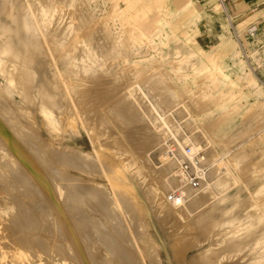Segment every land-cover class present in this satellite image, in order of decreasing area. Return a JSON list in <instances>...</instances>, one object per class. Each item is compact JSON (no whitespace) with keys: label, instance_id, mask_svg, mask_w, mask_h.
Segmentation results:
<instances>
[{"label":"rangeland","instance_id":"1","mask_svg":"<svg viewBox=\"0 0 264 264\" xmlns=\"http://www.w3.org/2000/svg\"><path fill=\"white\" fill-rule=\"evenodd\" d=\"M12 1L17 8L16 13L19 14L20 17L23 16L20 21L24 22V26L27 27L29 31L35 25V21V23H38L40 26V32L38 31V33L46 34L49 38H53V36L55 38L58 37L61 41H65L68 37H71V35H80L85 28L87 29L86 32L88 35L82 37V39L84 38V41H86L83 42V40L80 39V45L77 44L72 48V50H74V48L75 50H71L73 53L76 52L74 54L78 58H76L73 53H70L73 57L79 59L77 61H80L81 58V64H86L87 75H89L91 79L93 78L92 81L97 82L98 85L99 82L103 81V85L101 84L100 87L97 86L94 91H92V94L100 93L104 95L103 92L106 89V94H110L109 92H111L113 95L114 91L117 90L118 92L115 91L116 96L120 95V101L128 103L127 105L129 106H126L128 109H125L126 107L124 108L121 104L118 105L119 108L115 106L114 104L117 102V97L115 98L116 102L113 100V102L107 105L112 114L117 112V115L114 114V116H116L115 118L118 121L113 118V116H106L107 118L105 117L101 122H97L96 125L99 126L97 128L100 129V135L97 136L99 140H102L103 143L110 142L109 145L107 143L106 145L111 146V143L112 145L114 143V136L119 138L122 136L123 138L121 139L126 137L125 139L128 140L127 143L129 144H127V146L132 147L130 148L132 149L133 157H142V160L149 165V168L157 172L163 170V165L170 159L168 151L171 147L169 145L177 147V143L181 145L189 144L195 150H205V158L210 167L205 187L202 190L194 192V195L191 194L186 198L187 200L185 199V201L180 202L174 207L178 210L181 209L182 212L184 211L185 216L190 219L186 222L188 224L191 223L192 226L190 225V228H192L194 233L196 231L195 234L191 232L192 236L194 235L193 238H197V235L199 233L201 234V236L199 235L201 238H197L200 245L198 244V246H195V248L187 252V260L201 253L208 254V252L213 249L221 248L222 252L219 256L220 262L226 264H264V195L259 196L260 192H258V189L262 190V186L264 188V106L257 109L259 115L256 118L251 115L244 117L248 108L252 109L255 106H253L255 101L264 102V10H262L264 9V5L260 6L258 8L259 10H255L254 16L250 17L244 24H239L236 28H232L231 20L225 13L220 0ZM3 5L4 1L0 0V9ZM53 5L57 6L53 7ZM29 6L31 8L33 7L32 9L36 12H34L36 20L34 15L31 16ZM41 8L45 9L41 10ZM57 8L60 10L63 8L61 11H58L61 13L57 14ZM45 10L50 11L44 14L43 12H45ZM39 11L43 13L41 14L42 16L39 14ZM69 11L71 12L69 13ZM67 12L68 14H65ZM52 13H55L54 15L56 16L54 17ZM105 14L113 15V18L111 17L112 19L108 22L109 25L106 24L110 28L109 34L104 32L106 31L103 29L104 27L99 26L97 23V20L106 16ZM37 15L46 19V21L44 20L45 22L43 23V18L40 20ZM48 15L51 20L48 18ZM24 16H26V19H24ZM60 18L64 19L60 20ZM1 19L3 22L6 21L5 17H1ZM75 19L78 21L76 22ZM70 21H72L71 24L74 23L71 25L69 23ZM259 21L263 22L257 26L256 24ZM75 24L76 27L73 28ZM248 24L252 25L246 26ZM42 26H45V28H42ZM84 26L85 28H83ZM70 27L73 29L70 30ZM251 27L254 28L253 33L249 32ZM68 29L69 31H67ZM66 34L68 36H66ZM25 35L28 36L27 34ZM29 36L36 38L33 32ZM64 38L65 40H63ZM119 38L123 40L121 41ZM85 43H88V47L84 45ZM127 45L129 47H127ZM80 46L84 47L80 48ZM83 49H85V51ZM132 50L136 55H131ZM85 52L87 54H85ZM18 54L17 52L14 56ZM83 55H85L84 59L82 58ZM73 57L70 56V59H73ZM86 57L87 59L85 60ZM76 59H74V61ZM44 60H47V58H44ZM85 61H88V63ZM176 61L182 62L179 66L181 67L179 70L173 67V63ZM71 62H73V60H71ZM65 64V58H61L59 67L62 71L64 70V72H67L66 69L68 67ZM54 71L51 64H48L44 68V72L48 76ZM156 71L159 73L168 72V76L171 80L170 85H172L170 87V93H164V95L162 91L155 90V88L153 89L154 85L150 80L154 74L157 73ZM209 72L213 73V78L211 76V78L206 77L209 76ZM250 73L255 80H249L251 77L249 76ZM189 74H194V77L190 76L188 78ZM40 75L41 74H37V78L34 80L35 83L42 80V76ZM78 75L75 78H79ZM99 75L102 77H99ZM134 77H137V79ZM196 77L197 80L194 82ZM99 79L102 81H99ZM197 81L200 82L198 83ZM3 84L4 81L0 77V86L2 87ZM203 86L207 87L202 89ZM112 87L114 90L111 89ZM97 88L99 90H97ZM197 96H202V100L204 101L209 99L212 101L210 102L209 100L204 108L198 109L195 102ZM10 100V106L14 107L15 105V109L17 111L19 110V114L23 113L22 109L19 108L22 105V101L16 92H13V95L10 94ZM151 106L158 115L165 119L169 129H166L163 125H159L161 121L158 119L157 114L152 110ZM130 109H132L134 113L130 112V114L126 112V110L131 111ZM92 110L95 111L94 105H90L89 107V111L91 112ZM27 111H29V115L35 114V116H33L36 122L35 129L40 142H49L51 139L52 141L55 139L60 140L59 136H54L49 132L51 124L50 126L43 125L41 114L38 112L35 113V111L30 108H27ZM125 115L128 116L126 117ZM130 115L133 116L130 117ZM121 118L124 120L122 121ZM51 121L53 125L55 119H51ZM118 123L120 125H118ZM84 127H86V122L83 120V123L79 122L76 133L66 131L67 133H72V136H65V139H63L61 143L67 145V143L73 139L77 146L83 149V152L92 151L91 142H89L86 130H83L86 129ZM145 131L148 132L145 133ZM139 132L145 134L149 138H147L149 141L147 139H142L146 138V136ZM133 134L136 135V137H134ZM147 134H152L153 139H157V141H154L152 138L151 141V136ZM129 135H132V139L127 138ZM155 136L159 137L155 139ZM135 138H137V140H135ZM158 138L160 141L159 144ZM147 142L148 144H146ZM138 144H142V149H139V151L137 150ZM150 145H152V147L154 146L155 149L149 147ZM162 145L166 147V156L159 157L158 149ZM133 148H137V151L135 150L133 152ZM142 152H144V155H141ZM215 154L220 158L215 160V157H213ZM80 155L85 156L82 153H80ZM88 159L92 163L98 164L96 156H92ZM229 162L231 163L229 164ZM219 165L226 166L227 170L225 175L230 178L229 181L235 179L237 176L240 178L242 177L241 181L236 182V184H230V182L224 178L225 176L223 174L217 175L218 168H220ZM171 169L173 170L172 172L176 174V167L174 166ZM136 171L137 170H133L131 172L138 173ZM171 175L172 174H170V176ZM78 177L79 179H88L87 176H83L82 174L81 176L77 175V178ZM1 178H3V176H1ZM226 181L228 182L226 183ZM178 183V179L177 182L170 180L168 183L169 188H171V190L168 191L169 195L172 189L178 186ZM220 183L226 184L223 186ZM12 185L13 184H11V186ZM18 185V187H14V191L13 188H10L14 193L13 195L11 191H5L6 185L0 182V237L5 236V238H7L9 235H14L15 237L13 238H15V240L24 237L31 240L32 243L30 245L23 246H19L17 240L14 241L11 239L10 242V238L12 237H9V240L7 238L5 241L9 246H12V249L18 246L16 249H19V252L23 250L26 251V254H24V251L22 252L23 255L29 254L33 260L36 259L34 261H37V257L43 253L42 247H45V250H48L53 255L59 254L58 257H69V261H73L72 259L77 257L75 250L72 249L74 247L70 244L71 242L66 236L65 231L56 225L55 217H52L48 212L47 200H44V197H42L43 200L39 198L40 196L37 191L34 193L33 190H26V187H23L21 184ZM53 186L57 189L56 183H54ZM144 187L146 189H144ZM144 187L142 188L143 194L148 191V185H144ZM16 189L18 191H16ZM24 190L26 191L22 192L21 196L23 197L19 201L17 198L19 195L18 192ZM208 190L211 191L209 192ZM206 191L209 192V197L205 201L203 198H199V195ZM199 192L200 194L197 198ZM255 193L258 195H255ZM57 195L59 196V193H57ZM108 195L109 197H107L110 198V200L106 199V201L108 200V209H110L113 208L115 204L112 199V193H110L109 190ZM11 197L14 198V200L15 198L18 199L17 201L15 200L16 204L9 202L12 199ZM23 199L26 200L24 201ZM40 199L44 202L45 207L44 204L39 201ZM37 200L39 202H37ZM18 206L21 208L20 212H17ZM150 206L152 207L151 204ZM89 207V205H84L82 210L85 213L87 212L86 214L89 215V218L92 216V219L95 218L97 221L100 220L101 223L108 227L109 224L103 220V217L97 212H91ZM41 208H44L42 209L44 213ZM108 209L105 210V213L107 212L106 214H109V211L111 212V210ZM119 210L117 211L118 213H116L117 217H115L113 221L116 223L115 225H117L116 227L118 229L116 230L117 232H115H122L123 234L120 233V235L122 234L123 236L125 234V238L132 239L131 241H133V237H136V233L133 231L135 227L133 228L131 226L133 223L131 222V217L129 218V214L132 212L126 214L127 212L122 205ZM45 213H48V217ZM33 217H35V219H33ZM29 218L31 219L29 220ZM13 219H15L16 222ZM129 221L131 223H129ZM177 221V219H174V221L171 218L168 220L166 219L165 223L170 224L167 225L169 231L172 229L176 230V228L179 227L180 223ZM11 222H15L14 225L16 227L13 226V223L11 225ZM87 224L88 223L85 225ZM7 225L10 226L8 227ZM122 228L123 231H121ZM26 232L28 233L26 234ZM115 232L114 234H116ZM77 234H79L78 237L81 241V243L80 241L79 243L81 250L83 249L82 253H84L90 264H101L103 261H110L114 258L112 257L114 255H110L106 251L104 252L100 245L97 247L96 244H99V242H97L99 239L96 238L97 240L95 243L93 239L91 243H87L84 241L86 238L85 234L78 233V231ZM132 234L134 235L132 236ZM82 235H84V239ZM15 242H17V246ZM86 243L88 245L90 243L89 248ZM127 247L123 246L124 249ZM97 248L101 249L98 250ZM36 249L39 250L37 251ZM71 249L72 251H70ZM86 249L88 253L86 251L84 252ZM64 252H67V254L65 255ZM71 252L74 253L71 254ZM90 253L100 256V258H98L100 260L96 259V261H92ZM42 255L38 257L40 258L38 260L42 259L40 264H43V262L45 264L46 261L43 259L44 257ZM77 260L79 259L77 258ZM77 260L73 261L75 263H71L80 264L79 261L77 263ZM144 263L148 264L145 261Z\"/></svg>","mask_w":264,"mask_h":264},{"label":"bare ground","instance_id":"2","mask_svg":"<svg viewBox=\"0 0 264 264\" xmlns=\"http://www.w3.org/2000/svg\"><path fill=\"white\" fill-rule=\"evenodd\" d=\"M3 1H4V5L0 9V77L4 81V84L2 85V87L0 86V179L2 180V181L0 180V182L6 185L4 190L11 191L12 189L10 188H13V191H14V187L15 186L18 187L19 186L18 184H21L23 187H26V190H33L34 193L37 191L38 195L40 196V197L38 196L39 198L44 197V200H47L46 203L48 207V212L51 214L52 217H55V221H56L55 223H57L56 225H58L60 229L62 228L65 231L66 236L69 238L71 242L70 244L73 245L74 248L72 249L75 250L77 257H75L76 259L74 258L72 260L75 261L78 258L79 260H77V263L79 261L80 264H90L88 259L84 255V253H82L83 249L81 250V246H80L81 241L79 240V237H78L79 234H77V231H78V233L85 234L86 238L84 237V235H82V238L83 239L85 238L84 239L85 242L91 243V240L93 239L95 243V241L99 239V241H97L99 242V244L98 243L96 244L97 247H99L100 245L103 248L104 252L106 251L110 255L111 254L114 255L112 256L114 257L112 258V260L110 261L107 260L106 262L103 261L101 264H137V263L145 264L144 261L147 262L148 264H226L224 262L219 261V256L222 252L221 248L213 249L209 251L208 254L201 253L200 255L194 256L193 258L187 260L188 259L186 257L187 252L195 248V246H198V244L200 243L198 239L201 238L199 237V235L201 236V234L200 233L198 234L197 232L198 239L193 238L194 235L192 236V233H194V231L192 230V228H190L191 223L188 224L186 222L187 220L189 221L190 219H188V217L185 216L184 211L182 212L181 209L178 210L174 208L180 202L185 201V199L188 196H190L191 194L194 195L193 194L194 192L202 190L205 187L206 180L208 178V174L210 171V167L205 158V155H206L205 150L204 149L195 150L189 144L181 145L177 143V147L169 145L171 147L168 151L170 159L166 161L165 164L163 165L162 167L163 170H160L157 172L154 169H150L149 165H147V163H145L144 160H142V157L141 158L133 157L134 155L132 153V149H131L132 147L127 146L128 140L125 139L126 137L124 139H121L123 138L122 136L121 138L114 136L115 137L114 143L113 145L111 143V146H108L110 142L108 143L106 142L108 145H106V143H103L102 140H99L97 138V136L100 135L99 133L100 129L97 128L99 126H97L96 124L99 121L101 122L106 116L107 117L113 116V118H115L116 116H114V114L117 115V112L112 114L111 110H109L107 105H109L110 102H113V100H115L116 97L118 99H116L117 102L115 100L116 102L114 104L115 106L118 107V105L121 104V106L123 105V107L125 108L126 106H128L127 105L128 103L124 101H120L121 96L118 94H117L118 96H116V93H115V91L117 90L114 91L115 94L112 91L113 95L111 94V92H109L110 94H106L107 93V92L105 93V91H107L106 89L104 92L101 89L104 95L97 93L96 91L95 92L97 94H92V91H94V89L97 86L100 87L103 81L101 79H99V81L101 80L102 82H99L97 80L99 82V85L97 82L92 81L93 78L91 79L90 76L87 75L86 64L80 63L82 61L80 58L81 56L79 57L80 61H77L79 59H76L78 58L74 54L76 52L74 53L72 52L75 50V48L74 50H72L73 47H75L77 44L80 45L79 43L80 39H82L83 36L88 35L86 32L87 29L85 28V26L83 27L85 29L82 31V34L80 35L74 34L72 36L71 35L72 33L70 32L71 34L69 35H71V37H68L67 40H65L64 38L63 40L65 41H61L58 37L55 38L53 36V38L52 37L49 38L46 34L44 35L42 33H38V31L40 32V26L38 23H35L34 21L35 25L32 27L30 31L35 33L36 38H32L33 36H29L30 34H32V32H30L28 28L24 26V22L20 21L22 20L23 16L20 17L19 14L16 13L17 8L14 6L13 1L12 0H3ZM56 6L57 5L55 6L53 5V7H56ZM32 8L29 6V12L31 16L34 15V18L36 20V15L34 14L35 11ZM42 9H45V8H41V10ZM55 9H52V10H55ZM57 9L58 10L56 11L58 12L60 9L59 8ZM62 9L63 8H61V10ZM48 11L50 10H45V12L43 11L42 12L45 14ZM40 12L41 11H39L40 15L43 14ZM70 12L71 11H69V13ZM59 13L61 12H58L57 14ZM54 14L52 13V15ZM65 14H68V12ZM40 15H37V16L39 17ZM55 16L56 15H54V17ZM112 16L113 15L107 14L103 18H100L99 20H97L98 25L104 27L103 29L106 30L104 32L108 34L110 32L109 31L110 28L106 24H108L109 20L113 18ZM1 17H5L6 21L3 22ZM60 17H63V16H60ZM39 18L41 20V18L43 17H39ZM48 18H50V16ZM24 19H26V16H24ZM61 19L62 18H60V20ZM42 20H43V23L46 21V19L44 18ZM75 21L77 22L78 20L75 19ZM71 22L72 21H70L69 23L71 24ZM43 27L45 28V26H42V28ZM75 27H76V24L75 26H73V28ZM73 28H71L70 30H72ZM67 31H69V29ZM253 31H254V28L251 27L249 29V32L253 33ZM25 34H27L28 36H26ZM66 36L68 35L66 34ZM119 39H121V41L123 40L122 38H119ZM82 40L83 42L86 41V40L84 41V38ZM84 45L85 46L87 45L88 47V43L87 44L85 43ZM81 47L83 48L84 46H80V48ZM127 47L129 46L127 45ZM83 50L85 51V49ZM16 51L20 55L18 54L17 56H14L17 53ZM70 52L73 53L76 58L73 57V55ZM131 53H132L131 54L132 56L136 55V53L133 50L131 51ZM85 54L87 53L85 52ZM70 56H72L73 59H70ZM84 57L85 55H83L82 58L84 59ZM44 58H47V60H44ZM61 58H65L66 60L65 65L68 67L66 69L67 72H64V70L62 71L59 67ZM74 59L76 60L74 61ZM86 59L87 57L85 58V60ZM71 60H73V62H71ZM85 62L88 63V61H85ZM181 63H182L181 61L179 62L176 61L173 63V67L176 70H179L181 68L179 67ZM48 64H51L55 70L54 72H52V74H50V76H48L44 72V68ZM37 74H41L40 76H42V80L38 83H35L34 80L35 78H37L36 77ZM194 74H191V75L189 74L188 78L190 76L194 77ZM77 75L79 76V78H75ZM208 75L209 76H206V77L211 76L213 78L212 72H209ZM249 76H251L249 78L250 81L255 80V78L253 77L251 73ZM99 77H102V76L99 75ZM134 78L137 79V77H134ZM196 80H197V77L194 80V82H196ZM200 81H197V82L199 83ZM150 82H153V85H154L153 89L155 88V90L162 91L163 94L164 93L168 94V92L169 93L171 92L170 87L172 85H170L171 80L168 76V72H160V73L157 72L151 78ZM104 84H105V81H104ZM113 87L111 89L114 90L115 87L114 88ZM121 87H124V86H121ZM203 87L202 89H205V87L207 86H203ZM97 90L99 89L97 88ZM13 92H16L18 96L20 97V100L22 101V105L19 108L22 109L23 113L19 114V110L17 111L15 109L16 106L14 105V107H12L9 104L11 102L10 94L13 95ZM209 100L204 101L202 100V96L201 97L197 96V98H195L197 108L198 109L204 108L209 102ZM211 101L212 100H210V102ZM90 105H94L95 111L94 110H92L91 112L89 111ZM253 106H254L253 108L251 107L252 109L248 108L244 117L251 115L256 118L259 115L257 112V109L259 107L264 106V102L262 103L259 101H255ZM128 107H126L125 109H128ZM27 108L32 109L33 111H35V113L38 112L39 114H41L43 125L50 126L51 124L50 131L49 130L48 131L54 136H59L60 140L55 139L54 141H52L51 139L49 142H45V143H43L42 141L40 142L38 139V135L36 134L37 133L36 129H35L36 122H35V118L33 117L35 116V114L29 115V111H27ZM151 108L157 114V112L152 106ZM130 110L131 111L126 110V112L127 113L133 112L132 109ZM132 116L133 115H130V117ZM157 117L161 121V124L159 125H163L166 129L167 128L169 129V127L167 126L165 122V119L162 118L158 114H157ZM51 119H55V123L53 121V125H52ZM83 120L84 122H86V127H84L86 129H83V128L82 129L86 130L87 136L89 137L88 138L89 142H91L90 144L92 146L91 147L92 151H89L86 153L83 152V149L80 148V146H77L76 142L73 139H71L67 143V145H63L61 143L62 140L65 139V136L69 137V136H72L71 134L73 132L76 133L79 122L83 123ZM121 120L123 121L124 119L121 118ZM120 124L118 123V125ZM66 131H71L72 133L70 134V133H67ZM147 132L145 131V133ZM139 133H142V132H139ZM142 135L146 136L143 133ZM131 136L129 135L127 138L132 139ZM133 136L136 137V135L134 134ZM148 136H151L150 139L151 138L153 139L152 134ZM159 136H155L154 138L156 139V137H159ZM137 138H135V140H137ZM147 138L148 137L146 136V138H142V139L146 140ZM69 139H66V140H69ZM129 141L133 142L132 140H129ZM154 141H157V139ZM158 141H159V138H158ZM159 143L160 141L158 142V144ZM146 144H148V142ZM141 145L138 144V147H137L138 149L133 148V152L136 149L138 151L139 149H142ZM152 145H150L149 147H152ZM185 146L191 147L193 154L202 152L203 158L201 160V164L206 165L208 167V171L202 177L203 181L201 183V188L199 190H190L183 184L184 176L179 170L178 166H179L180 160H183L185 158L191 159V156H186L183 154ZM152 148L155 149L154 146ZM158 150L157 151L159 153L158 155L159 157L166 156L165 146L162 145ZM80 153L84 154L85 156L80 155ZM143 153L144 152H142L141 155H144ZM92 156H96V159L98 160L96 161L98 162V164H95L94 162L92 163L88 159V158H91ZM213 157H215L214 158L215 160L220 158L216 154ZM230 163L231 162H229V164ZM174 166L176 167L175 169L176 174L173 173L172 172L173 170L171 169ZM219 167L220 168H218L219 170L217 171V175L223 174L225 176L224 178L229 181L230 178L225 175V172L227 170L226 166L219 165ZM133 170H137L136 172L138 173L131 172ZM81 174L83 176H87L88 179L84 180V179H79V177L77 178V175L81 176ZM170 174L172 175L170 176ZM1 176H3V178H1ZM177 179L179 182L178 186L172 189L171 193L178 191V195L171 197L170 196L171 193L169 195V192H168L171 190V188H169L168 186V183L170 182V180L173 182H177ZM241 179L242 177L240 178L239 176H237L235 179H232L229 182L230 184L232 183L236 184V182L241 181ZM228 181H226V183ZM10 183L13 185L11 186ZM54 183H56L57 189H55L54 187L55 185L53 186ZM224 184H221V185L224 186ZM144 185H148V188H147L148 191H146L147 195H146V192L145 194L142 193L143 192L142 188L144 187ZM261 188L262 190L258 189L259 190L258 192H260L259 196L264 195L263 186ZM144 189L146 188L144 187ZM26 190L18 192L19 195L17 198L19 199V201L23 197L21 196L22 192H25ZM108 190L110 191V193H112V196H113L112 199L115 204V206L110 209H108L109 207L108 200H110V198H108L109 197ZM0 191H1V188H0ZM16 191L18 190L16 189ZM208 191H206L205 193H202L201 195H199L200 194L199 192L197 194V198L199 195L200 196L199 198H203L206 201V199L209 197V192L211 190L209 192ZM56 192L59 193V196L57 195ZM256 193L255 195H258ZM17 198H15L16 201L18 200ZM106 199L108 200L106 201ZM15 200L14 198H12L9 202L16 204ZM39 201H41V199ZM39 201L37 200V202ZM17 203H20V202H17ZM42 203L44 204V202ZM149 203L152 205V207L150 206ZM194 203H195V200H194ZM84 205H89L91 212H97L98 214H100L103 217V220H105L109 224V226L108 227L107 225L105 226L103 223H101L100 220L97 221L95 218L92 219V216L89 218V215L86 214L87 212L85 213L82 210ZM121 205L126 210L127 212L126 214H129V212L133 213V214L132 213L129 214L130 215L129 218L131 217V222L134 223V224L132 223L131 226L133 228L135 227V229L133 228L132 229L134 233H136L135 234L136 237H133L134 238L133 241H131L132 239L125 238L126 237L124 236L125 234L123 235L124 236L123 237L122 232H120L122 233L121 235L119 232L116 233L117 232L116 230L118 229L116 227L117 225H115L116 223L113 221L115 220V217H117L116 213H118L117 211L120 209ZM20 206H18L17 212L21 211ZM44 207H45V204H44ZM14 209L16 211L15 206H14ZM42 209L44 208H41V210ZM106 209L111 210V212L109 211V214H106L107 213V212L105 213ZM42 212L44 213L43 210ZM45 214L47 216L48 213H45ZM170 218L173 219V221L174 219H177L179 221L180 225L178 228H176V230L170 229L171 231H169L167 225H170V224H166L165 222H166V219L168 220ZM30 219L31 218H29V220ZM33 219H35V217H33ZM13 220L15 221V219ZM131 222L129 221V223ZM12 223L13 222H11V225ZM14 223H13V226H15ZM86 223L88 224L85 225ZM7 226L9 227L10 225H7ZM7 229L10 230L11 227L10 229L9 228ZM121 231H123V228ZM114 232L116 234H114ZM27 233L28 232H26V234ZM133 235L134 234H132V236ZM9 237H12L10 238V242H11V239H13L14 241L17 240L13 238L15 237L14 235L13 236L9 235L7 237L8 240H9ZM7 238H5V236L0 237V264H40V261L42 259L38 260L40 259L38 257H40L42 254H43L42 256L44 257L43 259L46 261L45 264L75 263L73 261H71L72 262L71 263L69 261L70 259H68L69 257L64 256L65 258H63V257H58L59 254L57 255L51 254L48 250L47 251L45 250L46 249L45 247H42L43 253L41 255L38 254L40 256L38 257L36 256L37 261H34L36 259L33 260V258H31L29 254H28L29 256L23 255L22 252L24 250L22 252H19L18 251L19 249L18 250L16 249L18 248V246L16 245L17 242L19 246L21 245L23 246V245H28V244L30 245L32 243L31 240L25 237L22 239L18 238L17 242H15V245L17 247L16 248L14 247L12 249L11 248L12 246H9L8 243L5 241ZM90 243L89 245L87 244L88 248L90 246ZM123 246H126V247L128 246V247L124 249ZM72 249L70 251H72ZM97 249L100 250L101 248H97ZM85 251L88 253L87 249L84 250V252ZM25 252L26 251H24V254H26ZM73 253L71 252V254ZM66 254L67 252L65 253V255ZM90 254L89 255L91 256L92 261H96V259L100 258V256H97L96 254L95 255H93L92 253Z\"/></svg>","mask_w":264,"mask_h":264},{"label":"built area","instance_id":"3","mask_svg":"<svg viewBox=\"0 0 264 264\" xmlns=\"http://www.w3.org/2000/svg\"><path fill=\"white\" fill-rule=\"evenodd\" d=\"M183 154L186 156H191L190 158H185L180 160L179 170L184 176V186L190 190H199L201 188L202 177L208 171L206 165L201 164L202 152L193 154L191 147L185 146ZM178 195V191L171 193V197Z\"/></svg>","mask_w":264,"mask_h":264},{"label":"crops","instance_id":"4","mask_svg":"<svg viewBox=\"0 0 264 264\" xmlns=\"http://www.w3.org/2000/svg\"><path fill=\"white\" fill-rule=\"evenodd\" d=\"M220 3L231 20L232 28H236L239 24H244L250 17H253L254 11L259 10L258 8L264 5V0H220ZM262 22L259 21L256 25L258 26ZM249 25L252 24L246 26Z\"/></svg>","mask_w":264,"mask_h":264}]
</instances>
